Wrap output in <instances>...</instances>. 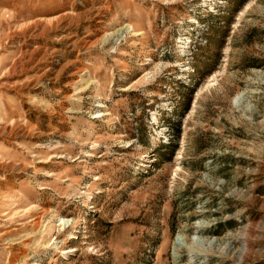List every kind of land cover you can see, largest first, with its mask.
<instances>
[{
  "label": "rangeland",
  "instance_id": "rangeland-1",
  "mask_svg": "<svg viewBox=\"0 0 264 264\" xmlns=\"http://www.w3.org/2000/svg\"><path fill=\"white\" fill-rule=\"evenodd\" d=\"M0 264H264V0H0Z\"/></svg>",
  "mask_w": 264,
  "mask_h": 264
}]
</instances>
